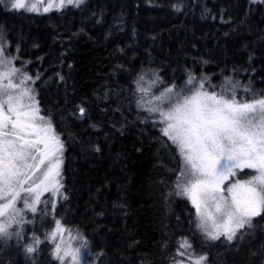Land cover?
Returning <instances> with one entry per match:
<instances>
[{"label": "trees", "instance_id": "16d2710c", "mask_svg": "<svg viewBox=\"0 0 264 264\" xmlns=\"http://www.w3.org/2000/svg\"><path fill=\"white\" fill-rule=\"evenodd\" d=\"M0 43L36 79L40 113L64 146L63 197L44 222L24 225L22 238H0V264H60L47 239L55 220L87 241L91 264L201 255L205 264H264V214L231 243L204 238L191 202L176 194L179 152L138 103L154 94L151 81L178 87L190 75L238 100L264 96V3L85 0L47 14L0 3ZM185 239L190 249L180 248Z\"/></svg>", "mask_w": 264, "mask_h": 264}, {"label": "snow or ice", "instance_id": "6c2138e0", "mask_svg": "<svg viewBox=\"0 0 264 264\" xmlns=\"http://www.w3.org/2000/svg\"><path fill=\"white\" fill-rule=\"evenodd\" d=\"M8 2L13 10L46 14L69 5L79 7L85 0ZM32 80L13 66L0 47V238L11 239L13 235L22 238L20 231L12 233L9 229L14 224L32 223L24 217V211L35 215L42 203L41 195L51 192L56 197L63 187L60 180L63 142L50 119L40 115L33 89L25 86ZM194 81L195 77L190 75L187 84ZM138 91L147 93L148 89L140 87ZM154 101L160 103L146 108L145 101L138 103L147 112L158 115V122L164 125L163 136L178 149L183 167L177 178L176 194L191 202L196 227L206 240L218 241L223 237L231 243L243 229L253 227L254 217L264 214V96L238 100L234 91L231 96L223 91L209 92L199 83L186 93L177 92L173 85L147 104L153 105ZM80 113L84 114L83 108ZM244 169L253 170L251 178L235 179L225 189L229 178ZM18 203L22 207H17ZM65 233L71 237L72 230L55 220L54 229L47 234L54 245V257L60 264H65V260L68 264H81L80 248H61ZM77 238L83 240L78 233ZM33 243L39 246L42 241L34 236ZM86 245L83 240L82 246ZM191 247L187 239L180 243L181 249ZM36 250L33 245L26 248L28 253ZM207 260L206 255H201L192 264H204Z\"/></svg>", "mask_w": 264, "mask_h": 264}, {"label": "rangeland", "instance_id": "374dc122", "mask_svg": "<svg viewBox=\"0 0 264 264\" xmlns=\"http://www.w3.org/2000/svg\"><path fill=\"white\" fill-rule=\"evenodd\" d=\"M6 9H11L10 8V3L8 2V0H5V3H1ZM54 11V10H53ZM27 12V11H26ZM52 12V11H51ZM29 13H33V12H29ZM50 13V12H49ZM34 14H37V13H34ZM47 14V13H46ZM0 47H2L5 51V55L8 59H11L13 61V66L16 67V68H19L21 69V73L24 74V75H27V76H31L29 73H27L20 65L16 64V59L9 55L6 51V47H3L1 46V43H0ZM33 78L32 81H29L26 83V87H30L33 89L35 95H36V98H37V92H36V88H35V78L33 76H31ZM199 83H196V84H192V85H188V84H185V85H182V86H178L176 88V91L177 92H188L189 89H193L195 87L198 86ZM159 84H157L156 81H151L150 84H149V87H150V91H154L155 89V92L154 94L152 95V97H147L148 100L152 99L154 100V96L156 95H159L161 91L165 90L166 88L168 87H171V86H167V87H164V88H160L159 89ZM207 90V89H205ZM209 91V90H207ZM210 92V91H209ZM171 95V94H170ZM38 100V98H37ZM146 100V103L145 105L150 107V106H155V104H159L160 102H156L154 101V104L153 105H148L147 104V101ZM163 107H167L166 104L162 105ZM40 115L44 116L43 114L40 113ZM46 119H49L48 117L44 116ZM53 126V125H52ZM174 145V144H173ZM175 146V145H174ZM176 147V146H175ZM177 148V147H176ZM178 150V149H177ZM62 160H63V153H62ZM244 171H250L251 174L250 175H245V176H241V174L244 172ZM244 171H239L237 170V175L235 177H231L229 178V180L225 183L224 185V188L227 189V187L235 180V179H249L251 178V176L254 174L253 170H250V169H244ZM61 173H62V167H61ZM60 180H61V183L63 184L62 182V175L60 177ZM226 196L228 195L227 192L224 193ZM64 195V191H63V187L60 189V193L59 195H57L56 197H53L52 196V193L51 192H44L42 195H41V201L42 203L38 206V209H37V213L35 215H33V213H31L30 211H27L25 210L24 211V217L27 219V220H30V221H33L32 223H23V224H14L12 228L16 229L17 231H19L20 229H22V227L26 224H34V223H41V222H44L46 217L48 216V214L53 211L52 210V202L54 200L55 202V207H56V204L58 202V200H60ZM45 202H47V207H45ZM17 207H22V204H19L17 205ZM19 219V217L17 218ZM54 229V228H53ZM239 234L237 235V238L239 237ZM82 240L78 239L77 236L75 234H71V237L69 236L68 233H65L64 234V243L61 244V248H65V247H69V248H72V249H75V248H80L81 251H80V258H81V264H91V261L88 259L87 257V252L83 249L84 246H82ZM57 243H59V236H58V239H57ZM63 254V253H61ZM198 257V256H197ZM195 258V257H194ZM190 259L189 261H184V260H181V261H184V264H192V260L194 259ZM65 264H68V260H65ZM205 264V262H204Z\"/></svg>", "mask_w": 264, "mask_h": 264}]
</instances>
